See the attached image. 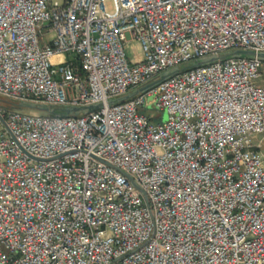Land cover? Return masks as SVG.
<instances>
[{
    "label": "built area",
    "instance_id": "obj_1",
    "mask_svg": "<svg viewBox=\"0 0 264 264\" xmlns=\"http://www.w3.org/2000/svg\"><path fill=\"white\" fill-rule=\"evenodd\" d=\"M232 51L264 54V0H0V264H264V61L107 104Z\"/></svg>",
    "mask_w": 264,
    "mask_h": 264
},
{
    "label": "water",
    "instance_id": "obj_2",
    "mask_svg": "<svg viewBox=\"0 0 264 264\" xmlns=\"http://www.w3.org/2000/svg\"><path fill=\"white\" fill-rule=\"evenodd\" d=\"M229 58H257L259 60L264 61V54L255 55L252 52L232 51V52L225 53V54L218 56V57H210V58L198 60V61L192 62L188 65L168 70V71L162 73L161 75H159V77L156 80L149 83L148 85H146V86H144L138 90H135V91L131 92L130 94H127L121 98L111 100L107 104L113 105V104H117V103L127 101V100L135 97L138 94L147 92L148 90L156 87L157 85H159L163 81H165L171 77H174L181 72H185V71L195 69L198 67L210 65L212 63H216L218 61H221L224 59H229ZM14 106L17 109H25V110L30 109V110H34L37 112H43V113H46V114L51 115V116L62 115V116H73V117L88 114L90 112L99 110L102 107L100 104L90 106V107H85V108H68V109L67 108L66 109H49L47 107H40V106H33V105H26V104H17Z\"/></svg>",
    "mask_w": 264,
    "mask_h": 264
},
{
    "label": "rangeland",
    "instance_id": "obj_3",
    "mask_svg": "<svg viewBox=\"0 0 264 264\" xmlns=\"http://www.w3.org/2000/svg\"><path fill=\"white\" fill-rule=\"evenodd\" d=\"M52 3L54 2H57L59 4H62L63 0H50ZM106 5V9L107 11L111 12L113 7H112V3L110 1H107L105 3ZM125 54H126V57L128 59V61L131 63V62H137L138 60H140L142 58V55L140 54L139 50H138V47L136 45V43H130L127 47H126V50H125ZM153 99V96H150L148 97V100L151 101ZM1 101V105H4L6 107H9L10 103L7 102L3 99H0ZM148 110L150 111L149 114L153 117V118H156V119H162V121H165L166 119V115L163 114V113H159V114H156L155 112H152L151 108H148ZM21 113H26V114H32V113H36L38 115H42V116H45L46 114L43 113V112H37V111H34V110H28V109H21L20 110ZM264 169V167H263Z\"/></svg>",
    "mask_w": 264,
    "mask_h": 264
},
{
    "label": "crops",
    "instance_id": "obj_4",
    "mask_svg": "<svg viewBox=\"0 0 264 264\" xmlns=\"http://www.w3.org/2000/svg\"><path fill=\"white\" fill-rule=\"evenodd\" d=\"M261 151H262V153L264 154V141H263L262 144H261Z\"/></svg>",
    "mask_w": 264,
    "mask_h": 264
}]
</instances>
